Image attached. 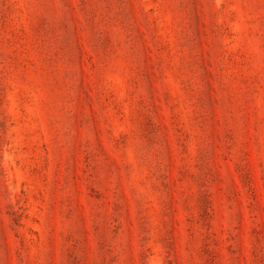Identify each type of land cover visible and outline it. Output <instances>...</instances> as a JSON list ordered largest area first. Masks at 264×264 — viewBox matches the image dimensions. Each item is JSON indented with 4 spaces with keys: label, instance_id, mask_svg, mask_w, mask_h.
<instances>
[{
    "label": "rangeland",
    "instance_id": "1",
    "mask_svg": "<svg viewBox=\"0 0 264 264\" xmlns=\"http://www.w3.org/2000/svg\"><path fill=\"white\" fill-rule=\"evenodd\" d=\"M0 264H264V0H0Z\"/></svg>",
    "mask_w": 264,
    "mask_h": 264
}]
</instances>
